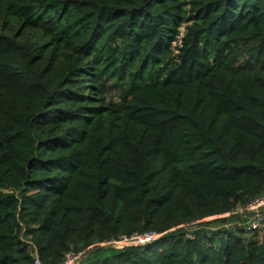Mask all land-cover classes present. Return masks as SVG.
<instances>
[{"label": "trees", "instance_id": "obj_1", "mask_svg": "<svg viewBox=\"0 0 264 264\" xmlns=\"http://www.w3.org/2000/svg\"><path fill=\"white\" fill-rule=\"evenodd\" d=\"M262 194L264 0H0V264H264Z\"/></svg>", "mask_w": 264, "mask_h": 264}, {"label": "built area", "instance_id": "obj_2", "mask_svg": "<svg viewBox=\"0 0 264 264\" xmlns=\"http://www.w3.org/2000/svg\"><path fill=\"white\" fill-rule=\"evenodd\" d=\"M181 31L182 32L179 35L178 43H181L184 27L181 28ZM235 213H238L242 216H251L245 222L246 229L249 230L262 229L264 225V194L251 200L246 205L239 206L238 208H236ZM237 225H241V222L239 220L226 224L227 227H232V228H234ZM157 235L158 234L154 232L135 234L130 237L126 235H122L117 239H112L106 242L105 244L118 246V245L137 243L136 241L146 243L153 241ZM119 243H123V244H119ZM84 255L85 253L83 251L69 250L66 252L64 260L63 262H61V264H77L83 259ZM34 264H40V259L38 256H36Z\"/></svg>", "mask_w": 264, "mask_h": 264}, {"label": "water", "instance_id": "obj_3", "mask_svg": "<svg viewBox=\"0 0 264 264\" xmlns=\"http://www.w3.org/2000/svg\"><path fill=\"white\" fill-rule=\"evenodd\" d=\"M225 217H227V216H220V217H216V218H213V219H209V220H206L207 222L208 221H214V220H219V219H222V218H225ZM151 242H146V243H138V244H125V245H123V246H121V247H126V246H143V245H149ZM108 246V245H107ZM110 246H112V245H110Z\"/></svg>", "mask_w": 264, "mask_h": 264}, {"label": "rangeland", "instance_id": "obj_4", "mask_svg": "<svg viewBox=\"0 0 264 264\" xmlns=\"http://www.w3.org/2000/svg\"><path fill=\"white\" fill-rule=\"evenodd\" d=\"M107 98L109 99V100H116L117 99V94H116V96L114 97V94L113 93H108L107 94ZM262 235H263V233H260V234H258V238L259 239H262ZM134 241V240H133ZM137 243L136 244H138V243H142V242H138V241H136ZM119 244H123V243H119ZM121 246H123V245H118L117 247H121ZM84 253H85V251H83ZM80 263V262H79Z\"/></svg>", "mask_w": 264, "mask_h": 264}]
</instances>
